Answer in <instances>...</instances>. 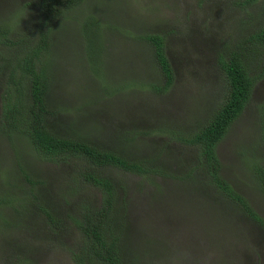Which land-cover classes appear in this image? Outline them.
Here are the masks:
<instances>
[{
	"label": "rangeland",
	"instance_id": "1",
	"mask_svg": "<svg viewBox=\"0 0 264 264\" xmlns=\"http://www.w3.org/2000/svg\"><path fill=\"white\" fill-rule=\"evenodd\" d=\"M31 1L0 0V28H11L9 38L28 34L22 48L13 46L20 55L36 42ZM236 1L82 0L49 30L44 100L51 112L45 127L130 161L145 159L157 169L144 175L113 166L96 169L115 184L122 204L124 264L137 253L135 264H264L262 226L210 184L194 146L168 137L176 130L189 133L211 117L227 88L217 53L225 51L223 43L233 46L264 20V0L245 7ZM146 33L160 36L172 71L170 84L160 92L150 87L163 79L152 43L140 38ZM254 56L258 63L251 61L247 69L259 73L264 55ZM4 75L0 116L10 86ZM261 113L264 73L215 152L220 177L264 221L257 176L264 159ZM90 167L82 157L64 163L40 159L25 136L11 134L0 121V264H75L71 254L79 235L68 216L77 214L79 201L97 205L100 196L80 176ZM38 204L60 222L59 231L47 224Z\"/></svg>",
	"mask_w": 264,
	"mask_h": 264
},
{
	"label": "trees",
	"instance_id": "2",
	"mask_svg": "<svg viewBox=\"0 0 264 264\" xmlns=\"http://www.w3.org/2000/svg\"><path fill=\"white\" fill-rule=\"evenodd\" d=\"M80 1L82 0H32L30 5L36 14L34 30L36 42L21 55L18 52L19 47L13 46H19L28 40L25 39L28 34L9 38L11 28L9 26L0 28V75L6 72L4 75L5 84L7 87L10 85L4 91L0 121L11 134L25 136L36 154L44 161L64 163L69 157H82L88 165L95 168L92 170L90 167L89 170L82 171L80 176L98 189L100 196L97 205H91L89 201H79L77 214L68 216L79 235L71 258L75 264H124L127 257L125 254L123 255V248L120 245V232L123 229L118 213L122 204L118 205L119 199L115 184L96 169L113 166L122 171L142 175L157 172V169L147 164L145 159L141 162L130 161L118 152L97 148L78 139L61 137L45 127V117L51 112L46 108L44 100L46 83L48 84L45 68L48 67L47 39L49 30L53 26V21L68 18L65 11L77 6ZM255 1L237 0L235 3L245 7ZM140 38L152 43L155 60L163 79L159 86L152 84L150 87L158 92L163 91L171 82L172 71L162 50V40L160 36L153 33L140 35ZM223 48L225 51L222 50L216 55V64L227 83L223 101L220 102L219 107H215V111L203 125L186 134L176 130L171 132L168 137L194 146V157L204 169L210 184L224 196L237 203L250 218L264 229V221L261 217L251 209L240 194L220 177L218 173L220 162L215 152L217 141L226 132L230 122L242 111L256 79L264 73V66H261L259 73H250L247 69L251 61L256 62L251 58V55H255L254 58L264 55V20L252 32L238 38L233 46L223 43ZM12 50L14 52L11 53ZM99 51L95 56L98 60ZM249 53L255 54L250 55ZM41 55L45 57L43 63L39 61ZM25 86L28 88L24 89ZM25 94L28 95L30 102H27L26 105L22 104L26 97ZM259 137L264 142V116L260 119ZM194 168L195 166L191 167L188 173H191ZM257 173L259 181L262 183L261 190L264 191V159L261 164H258ZM23 175L25 180L34 184L24 171ZM37 207L44 211L47 224L59 231L62 225L56 217L51 216L40 204ZM138 256V253L133 254L128 264H135ZM20 261L17 260L16 264H20Z\"/></svg>",
	"mask_w": 264,
	"mask_h": 264
}]
</instances>
